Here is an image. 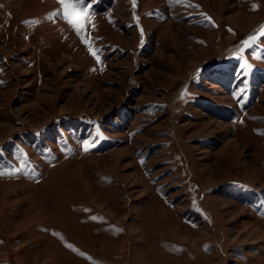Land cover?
<instances>
[{
	"label": "rangeland",
	"instance_id": "1",
	"mask_svg": "<svg viewBox=\"0 0 264 264\" xmlns=\"http://www.w3.org/2000/svg\"><path fill=\"white\" fill-rule=\"evenodd\" d=\"M86 5L0 0V264H264V0Z\"/></svg>",
	"mask_w": 264,
	"mask_h": 264
},
{
	"label": "snow or ice",
	"instance_id": "2",
	"mask_svg": "<svg viewBox=\"0 0 264 264\" xmlns=\"http://www.w3.org/2000/svg\"><path fill=\"white\" fill-rule=\"evenodd\" d=\"M59 2L64 6L63 14L69 19V22L76 27L77 31H83L88 18L90 17V13L84 11L87 6L86 0H59ZM260 34L264 36V28L261 29ZM256 40L257 36L253 35L250 36L245 43L254 42ZM92 54L96 55L95 52Z\"/></svg>",
	"mask_w": 264,
	"mask_h": 264
}]
</instances>
